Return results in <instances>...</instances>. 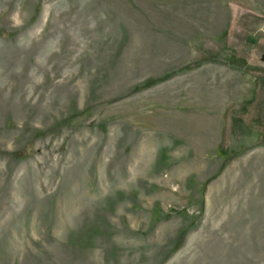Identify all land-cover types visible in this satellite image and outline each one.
Returning a JSON list of instances; mask_svg holds the SVG:
<instances>
[{
  "label": "rangeland",
  "instance_id": "rangeland-1",
  "mask_svg": "<svg viewBox=\"0 0 264 264\" xmlns=\"http://www.w3.org/2000/svg\"><path fill=\"white\" fill-rule=\"evenodd\" d=\"M263 58L264 0H0V264H264Z\"/></svg>",
  "mask_w": 264,
  "mask_h": 264
},
{
  "label": "trees",
  "instance_id": "trees-1",
  "mask_svg": "<svg viewBox=\"0 0 264 264\" xmlns=\"http://www.w3.org/2000/svg\"><path fill=\"white\" fill-rule=\"evenodd\" d=\"M15 156H16V157H19V156H20V153H15Z\"/></svg>",
  "mask_w": 264,
  "mask_h": 264
},
{
  "label": "water",
  "instance_id": "water-1",
  "mask_svg": "<svg viewBox=\"0 0 264 264\" xmlns=\"http://www.w3.org/2000/svg\"><path fill=\"white\" fill-rule=\"evenodd\" d=\"M263 60H264V58H263Z\"/></svg>",
  "mask_w": 264,
  "mask_h": 264
}]
</instances>
